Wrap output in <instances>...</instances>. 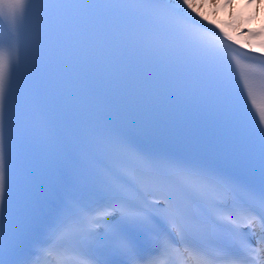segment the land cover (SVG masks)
Here are the masks:
<instances>
[{
  "label": "snow or ice",
  "instance_id": "6c2138e0",
  "mask_svg": "<svg viewBox=\"0 0 264 264\" xmlns=\"http://www.w3.org/2000/svg\"><path fill=\"white\" fill-rule=\"evenodd\" d=\"M196 17L0 0V264H264V69L236 61V83ZM22 38L42 51L14 86Z\"/></svg>",
  "mask_w": 264,
  "mask_h": 264
},
{
  "label": "rangeland",
  "instance_id": "374dc122",
  "mask_svg": "<svg viewBox=\"0 0 264 264\" xmlns=\"http://www.w3.org/2000/svg\"><path fill=\"white\" fill-rule=\"evenodd\" d=\"M210 1L212 3L211 6H213L214 9L217 10L218 6L220 4H222V3H225L226 0H210ZM232 2L233 3L229 4L228 8L224 9L223 12H222V13H224L226 18H235L238 15V13L240 12V10H241V7H239L237 5L235 0H232ZM259 7L262 8L261 1L259 3ZM252 8H253V6H251V10H250V12L247 15H248L249 20H250L253 12H256V14H258V12L260 13V17H259L260 21H258V16L257 15H256V18H255L256 29H258L260 26H262V19L264 18V10L263 9H259V11H257V10L252 9ZM263 38H264V31L258 36H251L250 41L252 43H259V41H261Z\"/></svg>",
  "mask_w": 264,
  "mask_h": 264
},
{
  "label": "bare ground",
  "instance_id": "6f19581e",
  "mask_svg": "<svg viewBox=\"0 0 264 264\" xmlns=\"http://www.w3.org/2000/svg\"><path fill=\"white\" fill-rule=\"evenodd\" d=\"M260 42H262L264 44V38ZM252 50L259 51L261 53H264V50L261 49V45L260 46H257V47L255 46Z\"/></svg>",
  "mask_w": 264,
  "mask_h": 264
}]
</instances>
